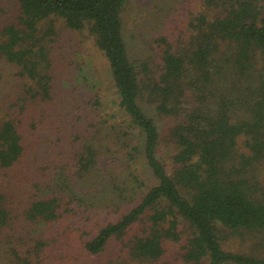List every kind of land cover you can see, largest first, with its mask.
Segmentation results:
<instances>
[{"label":"trees","instance_id":"trees-1","mask_svg":"<svg viewBox=\"0 0 264 264\" xmlns=\"http://www.w3.org/2000/svg\"><path fill=\"white\" fill-rule=\"evenodd\" d=\"M17 2L19 24L0 32L17 83L0 95V264H264V0H211L218 16L196 17L182 47L159 39L142 64L124 37L126 0ZM57 21L89 32L118 100L71 134ZM101 107L97 95L89 118ZM42 133L70 150L37 148ZM138 162L150 183L136 166L134 188L121 174ZM228 237L260 249H228Z\"/></svg>","mask_w":264,"mask_h":264},{"label":"rangeland","instance_id":"rangeland-1","mask_svg":"<svg viewBox=\"0 0 264 264\" xmlns=\"http://www.w3.org/2000/svg\"><path fill=\"white\" fill-rule=\"evenodd\" d=\"M210 1L126 0L123 11L124 37L131 59L137 64H142L149 59L159 58L157 41L161 38H167L176 48L182 47V43L187 41L193 33L191 24L196 17L207 14L212 18L223 11V7L212 5ZM216 1L223 2L225 0ZM19 15L20 8L17 0H0V32L11 24H19ZM56 25L59 33L57 85H61L60 98H58L60 129L71 134L75 133L72 131L74 128L68 123H75L76 128L83 127L78 123L81 115L85 122H89L117 114L118 100L115 96L113 79L107 61L96 47L89 32L87 30L82 33L72 32L65 27L62 21H57ZM13 70L12 66L0 61V95L5 92V86L17 85L14 82L15 78L10 75L14 72ZM71 85H75L77 89L71 90ZM97 95L102 100L100 116L96 114L89 118L91 109L88 108V105L93 103ZM146 109L152 111L148 107ZM71 113L73 114L71 115ZM158 122L163 128L167 125L166 121L159 119ZM165 128L167 129V127ZM57 137L50 138V133H42L33 139H35V146L39 149L54 146V151L57 153H63L65 149L70 150L69 143L66 140L64 142L57 141ZM169 154L164 149L163 156L166 159ZM119 156L122 157L121 154ZM121 163L123 162L121 161ZM132 166L129 171L122 172L121 179L127 181L130 187L135 188L136 185L133 183L130 173L131 171L137 172L135 169L137 166L142 168V173L141 170L137 172L140 178L149 185L150 178L144 172L142 162ZM144 191L145 188H141L136 193ZM183 230L185 231L184 237H188L190 232L188 225L185 224ZM226 240L228 249L248 252L260 249L253 247L255 243L251 241L250 237L242 242L232 237H228ZM179 248L180 246L171 247L168 254L171 259L167 257V260L176 258L180 252Z\"/></svg>","mask_w":264,"mask_h":264}]
</instances>
